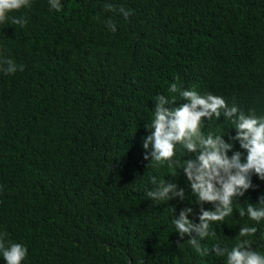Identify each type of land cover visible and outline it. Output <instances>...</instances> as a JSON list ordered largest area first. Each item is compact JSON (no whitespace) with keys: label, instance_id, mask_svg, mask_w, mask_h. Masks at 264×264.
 <instances>
[{"label":"trees","instance_id":"16d2710c","mask_svg":"<svg viewBox=\"0 0 264 264\" xmlns=\"http://www.w3.org/2000/svg\"><path fill=\"white\" fill-rule=\"evenodd\" d=\"M106 2L61 0L55 12L31 0L10 13L27 18L24 28L0 24V57L23 65L0 71V234L27 248L21 264H225L175 233L169 208L178 218L191 207L198 223L212 205L196 202L182 170L148 167L152 146L146 153L143 142L157 95L176 99L171 107L187 102L168 93L173 82L264 117V0H110L132 11L127 20ZM234 127L221 115L202 119L201 130L223 135L228 155L243 160ZM182 154L177 145L174 160L194 159ZM149 176L176 183L185 199L153 201ZM251 182L202 246L231 249L248 225L264 254V220L239 215L264 197V180Z\"/></svg>","mask_w":264,"mask_h":264},{"label":"clouds","instance_id":"9594fccd","mask_svg":"<svg viewBox=\"0 0 264 264\" xmlns=\"http://www.w3.org/2000/svg\"><path fill=\"white\" fill-rule=\"evenodd\" d=\"M49 8L55 12H61L63 5L61 0H48ZM31 0H0V24L10 22L24 28L28 21L25 16L10 15L21 9H30ZM106 12L118 13L127 20L132 11L123 6L106 2ZM105 26L112 32L116 31V23L112 18L105 21ZM0 71L5 75L23 71V65L14 60L0 57ZM179 79L178 77L176 78ZM168 93L178 94L180 99L187 101L179 107H171L177 100H170L166 95L155 97L153 118L147 129L152 130L143 142L146 153L149 145L152 151L144 156L148 160V167H159L167 164L173 168V177L178 170H182L188 181L191 194L196 197L200 205L211 204V210L200 208L198 223H194L188 217L192 213L191 207H186L175 217L176 209L171 207L170 212L174 217L172 223L175 233L181 240L186 241L197 254L225 257V264H264V254L253 249V241L257 228L245 225L239 229L236 243L231 249L215 243L211 248L202 246L201 241L208 237H214L216 233L211 229V224L222 222L233 213V200L242 197L252 188L251 176L254 174L264 180V117H256L254 114L245 115L237 106L229 105L223 97L210 93L199 94L197 91L182 89L178 83H171ZM221 115L229 120L235 127L236 135L233 140L239 143L240 149L246 152L242 160V153L233 149V144L225 142L223 135H207L202 132V119L218 120ZM182 149L185 154L194 155V159L174 160L176 148ZM149 182L154 185L147 195L153 201H166L167 203L179 198L185 199V190L178 188L176 183H169L164 178L149 176ZM264 197L258 204H247L246 209L241 208L239 215L247 216L250 221L259 224L264 220ZM182 245V244H181ZM0 255L5 264H21L27 255V248L18 243L5 245L0 234Z\"/></svg>","mask_w":264,"mask_h":264}]
</instances>
